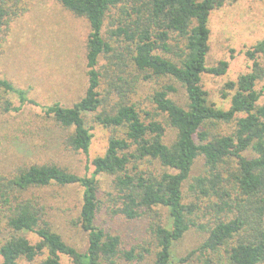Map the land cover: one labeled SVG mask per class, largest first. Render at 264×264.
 Wrapping results in <instances>:
<instances>
[{
  "label": "trees",
  "instance_id": "obj_1",
  "mask_svg": "<svg viewBox=\"0 0 264 264\" xmlns=\"http://www.w3.org/2000/svg\"><path fill=\"white\" fill-rule=\"evenodd\" d=\"M56 1L88 23L87 86L71 106L54 102L43 107L44 113L70 129L66 143L73 150L88 153L92 133L85 125L86 112L112 132L104 153L91 159L90 175L52 163L31 164L14 177L0 174V203L8 211L2 264L34 263L42 255L39 264H62L60 255L73 264H118L120 258L142 263L148 254L149 264H264V101L258 103L264 95V37L244 50L249 70L224 83L222 95L230 92V101L221 108L208 99L201 77L226 72V60L206 65L208 21L214 9L234 0ZM25 4L0 0V30L5 31L0 45L10 21L28 9ZM100 56L105 62L98 65ZM153 80L158 86L149 94L152 106L141 109L134 95L141 83ZM179 87L184 104L173 98ZM113 92L117 98L105 109ZM26 104L39 105L26 89L0 77L3 111L16 112ZM166 126L174 130L168 142ZM198 155L204 167L191 176ZM97 175L111 177L107 196L112 214L134 219L150 217L158 207L166 210L164 222H149L148 247L124 249L119 235L96 224ZM52 183L82 188L78 224L86 233L83 251L48 226L43 206L12 195ZM192 227L203 233L202 239L175 258L173 245ZM19 231L38 240L31 243Z\"/></svg>",
  "mask_w": 264,
  "mask_h": 264
},
{
  "label": "rangeland",
  "instance_id": "obj_2",
  "mask_svg": "<svg viewBox=\"0 0 264 264\" xmlns=\"http://www.w3.org/2000/svg\"><path fill=\"white\" fill-rule=\"evenodd\" d=\"M28 9L12 19L0 45V77L12 82L15 86L28 91V96L39 105L26 104L19 111H3L0 107V174L14 177L20 170L31 164H56L79 176L90 175L94 169L91 159L105 151L111 130L94 120L93 113L83 114L85 125L92 133L88 153L73 150L66 143L70 129L55 125L44 113L43 107L58 102L71 106L79 100L87 86L85 65V44L89 31L88 23L66 10L56 0H23ZM208 26L209 50L206 65H214L219 60H226L228 66L222 75L203 73L201 84L208 94V99L216 106L226 108L230 101V92L222 95L224 83L246 73L250 61L244 50L264 37V0H234L209 16ZM5 33L4 28L0 35ZM105 62L100 56L98 65ZM156 82V81H155ZM154 80L143 82L134 95L141 109L149 110V94L158 86ZM111 88L106 84L104 88ZM261 83L257 85L260 89ZM114 90V89H112ZM17 105V98L9 94ZM117 95L115 92L106 99L105 109H109ZM173 98L184 104V92L179 87ZM264 101L262 95L258 103ZM230 126L227 129H230ZM174 136V130L166 126L165 141ZM204 159L198 155L194 160L190 175L202 172ZM100 209L97 212L96 224L105 231L120 236L124 249L137 246L148 247L151 239L149 222H164L167 212L156 208L157 212L148 217L128 219L120 214H112V203L107 196L111 177L97 175ZM82 188L79 184H49L31 187L28 190L12 195L17 198H31L43 206V219L48 226L59 233L62 238L77 249L86 247V233L78 224ZM13 201V200H12ZM155 210V211H156ZM7 206L0 203V243L8 236L5 228ZM31 243L38 237L29 231H19ZM203 233L190 228L172 248L175 258L184 255L202 239ZM44 256L36 258L34 263L20 260L19 264H39ZM62 264H73L71 260L60 255ZM150 255L142 263H133L120 258L118 264H149ZM0 264L2 260L0 257Z\"/></svg>",
  "mask_w": 264,
  "mask_h": 264
}]
</instances>
